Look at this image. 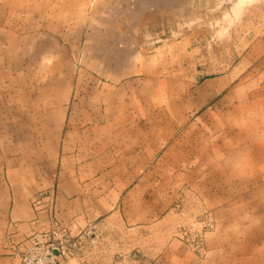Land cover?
<instances>
[{
    "label": "crops",
    "instance_id": "0c3cea01",
    "mask_svg": "<svg viewBox=\"0 0 264 264\" xmlns=\"http://www.w3.org/2000/svg\"><path fill=\"white\" fill-rule=\"evenodd\" d=\"M104 1L109 8L93 0L94 25L76 53L70 41L55 40L52 22L33 26V57L25 63L45 67V76L0 74V264H14L8 235L47 232L53 218L83 228L121 207H107L102 195L134 194L141 211L148 210L144 180L171 177L151 164L164 161L166 145L176 148L184 137L195 152L173 177L187 180L184 205L213 223L202 256L178 245L153 264H264V83L254 92L239 83L236 97L228 76L176 90L159 73V56L145 50L137 22L187 0ZM59 29L63 40L70 27ZM254 48L264 50V38ZM43 51L46 58L38 57ZM183 94L187 106L178 109ZM219 96L222 106L209 105ZM167 97L171 107L162 106ZM179 116L191 120L189 130L176 123ZM103 179L133 181L118 190L103 187Z\"/></svg>",
    "mask_w": 264,
    "mask_h": 264
},
{
    "label": "rangeland",
    "instance_id": "374dc122",
    "mask_svg": "<svg viewBox=\"0 0 264 264\" xmlns=\"http://www.w3.org/2000/svg\"><path fill=\"white\" fill-rule=\"evenodd\" d=\"M50 1L53 2L0 0V31L6 32L0 35L4 42L0 44V62H6V65L0 64V74L45 76V67L25 63L33 57L31 40H35V36L29 32L37 24L46 27L47 21L52 22L55 32H59L55 40L59 39L60 44L70 41L74 53L82 49L86 33L94 25L93 8L97 3L93 0ZM101 5L103 9L109 8L104 0ZM137 23L142 28L139 37L145 50L159 56V73L175 81L176 90L181 88L184 93L190 84L204 78L228 76L232 80L230 90L236 97L239 83L249 92L259 90L264 83V50L254 48L264 38V0H187L174 12L155 14ZM62 26L70 27L69 35L63 40L59 29ZM38 57L46 58L44 51ZM35 99L33 96L31 101ZM236 100L231 101V106H237ZM173 102L167 97L162 100V106L171 107ZM222 104L219 96L209 105ZM176 106L178 109L187 106L185 94L176 101ZM190 121L179 116L176 123L187 131ZM185 138L176 148L172 142L166 145L165 160L151 164L171 177L144 180L150 194L148 210L144 207V212L141 211L142 201L134 194L102 195L108 202L107 207H118V203L121 207L88 222L83 228L70 229L53 218L52 228L47 232L16 239L8 235L4 242L13 253L14 264H153L166 249L178 245L202 256L204 238L213 221L208 213L195 206L191 211L184 205L188 201V187L183 186L187 180L173 177L175 172L185 171L186 160L195 152ZM205 149V144H201L198 153ZM109 165L103 163L102 167ZM131 181L103 179L101 184L103 187L111 184L121 190ZM34 205L41 206L37 201ZM204 218L211 222L207 224ZM129 223L134 225L129 226Z\"/></svg>",
    "mask_w": 264,
    "mask_h": 264
},
{
    "label": "built area",
    "instance_id": "2783aa9c",
    "mask_svg": "<svg viewBox=\"0 0 264 264\" xmlns=\"http://www.w3.org/2000/svg\"><path fill=\"white\" fill-rule=\"evenodd\" d=\"M204 222H206L207 224H209L210 222H211V220L209 219V220H207L206 218H204Z\"/></svg>",
    "mask_w": 264,
    "mask_h": 264
}]
</instances>
